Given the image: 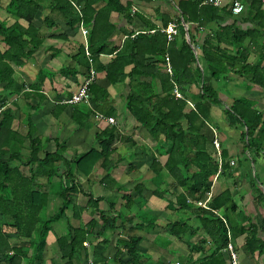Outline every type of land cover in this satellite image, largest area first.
Segmentation results:
<instances>
[{
	"label": "trees",
	"instance_id": "trees-1",
	"mask_svg": "<svg viewBox=\"0 0 264 264\" xmlns=\"http://www.w3.org/2000/svg\"><path fill=\"white\" fill-rule=\"evenodd\" d=\"M202 1L180 0L176 3L179 13L175 21L178 35L171 43H167L163 32L167 21L164 22L162 31L156 30L152 34L139 33L133 39H126L120 47L108 49L106 39L112 33V25L107 20L104 31H109L104 41L90 40L88 51L80 45L73 58L76 64L83 65L87 71L92 69L95 74L103 72L110 86L127 79L125 115L154 142L161 139L164 143L156 154L148 153L151 159L149 170L155 177H168L170 182L164 188L154 190L152 195L165 200L167 207L172 211L189 214V218L178 219L163 227L188 249V254L180 260V264H228L224 250L229 243L234 245L236 239L241 236H244L241 249L243 255L252 264H264V217L261 228L252 224L245 226L232 220L236 205L229 188H224L217 195L210 197L205 208L197 206L198 202L206 201L212 193L214 176L230 169L225 151L210 150L211 147L214 148V138L210 135L207 123L211 119V109L220 103V99L218 90L208 85L206 80L212 78L216 82H224L230 79L229 75H233L245 79L249 89L264 91V36L256 29L242 30L234 24H226L225 21L231 20L232 16L228 5L215 8L201 5ZM109 4L113 2L109 1ZM53 7L58 8L67 22L66 25L71 29L80 23L92 22V33H96L98 21L102 18L106 20L109 16V9L105 8L94 13L88 21L85 10H75L69 0H53ZM38 8L34 0H10L7 12L17 20H22L25 26L18 22L5 26L0 22V42L3 45L2 49L0 47V87L5 95L0 102L3 104L6 97L18 95L23 88V84H18L14 79V68L23 66L42 45V35L33 25ZM247 10V14L252 17L249 21L264 19L261 0H250ZM121 12L123 9L118 10V13ZM184 24L188 26L187 29ZM198 35L203 36L201 43L196 41ZM194 49L199 50V55ZM107 53L113 57L105 64L100 63L99 55ZM252 54H256L257 59L250 62ZM166 59L170 71L167 69ZM129 66L131 68L125 71ZM75 74L73 70L72 76ZM44 78L42 74L41 79L30 85V89L35 92L34 96L38 94L36 92L41 88ZM175 88L181 95L180 99L174 98ZM88 95L93 104L102 103L108 98L107 90L94 82L88 87ZM37 96L44 99L42 95ZM189 102L192 103L191 108L188 107ZM74 110L75 114H81L83 121L90 114L89 111L84 114L78 109ZM224 112L234 119L236 125L245 128L242 131L243 153L249 151L264 154V114L255 104L243 98H234L228 110ZM10 113L9 109L4 111L0 130L12 122ZM115 116L113 113L112 117ZM116 121L119 122L118 118ZM27 126L34 128L30 121ZM116 132L114 126L100 131L95 137V147L69 160L65 146L55 139H50V142L55 144V151L44 152L41 156L42 142L38 137L29 138L28 157L20 160L21 165L29 167V175H24L16 167H9L8 162L19 158L18 155L8 156L7 161L2 160L7 151L3 150L0 139V218H7L12 222L10 227L13 236L22 241L20 246H12L11 234L5 232L0 225V264H21L22 259L27 257L23 251L24 247L32 251L33 264L39 263L43 260L48 246L47 237L50 232L57 234L55 244L62 264H87L89 253L83 245L96 227L103 230L106 224L113 231L122 226L125 239H117L112 254L104 247L108 242L106 238L92 246L91 264L146 263L140 250L143 237L139 233L152 230L154 218L138 226L132 223L133 217H128L117 226L122 214L110 217L109 212L99 211L98 204L101 199L89 195L87 206L95 205L97 219L93 217L84 227L68 224L66 230L60 232L57 231L59 226L56 228L55 225L64 218L69 208L76 219L84 211V207L78 206L74 200L78 191L71 172L72 163L75 172L85 177L89 176L95 167H100L104 170L101 183L107 188L116 185L112 177L115 167H110V164L114 166L113 157L116 156ZM29 134L32 133L29 131ZM162 156L166 157L164 163L159 161ZM58 165H62L65 170L60 169ZM61 176H70L72 184L70 187H59L56 196L60 203L56 207V213L42 217V212L50 207L49 193L42 190V186L35 181L38 177L51 180ZM143 189L142 184H137L133 189L134 194H131L122 186L116 188L122 194L123 213L129 212L136 204L135 199L142 196ZM171 192L174 197L169 200L167 196ZM260 197H263L264 205V195ZM113 209L114 203L110 205V210ZM220 211H223L224 217L219 215ZM190 220L195 223L190 224ZM125 223L131 226L125 229ZM196 235L200 238L185 240L186 236L194 238ZM206 245L210 247L206 249Z\"/></svg>",
	"mask_w": 264,
	"mask_h": 264
},
{
	"label": "crops",
	"instance_id": "crops-1",
	"mask_svg": "<svg viewBox=\"0 0 264 264\" xmlns=\"http://www.w3.org/2000/svg\"><path fill=\"white\" fill-rule=\"evenodd\" d=\"M9 1L0 0V22L5 26H11L16 22L25 26L22 20H17L7 12ZM34 1L39 8L33 19V25L42 35V45L34 51L32 57L26 60L23 66L14 68V79L18 84H23V88L18 95L6 97L4 103L6 109L11 111L10 114H12L13 120L9 126L0 130L3 150L7 151L2 160L7 161L8 156L18 155L19 158L8 162L9 167H16L24 175H29V167L20 163V160H25L28 157L29 138L38 137L40 139L42 142L40 145L41 156L44 152L55 151L54 142H50V139L52 141L55 139L59 144L65 146V153L68 155L69 160L95 147L96 134L107 127L114 126L117 129V139L114 144L116 156L113 157L114 166L110 164V167H115L113 168L112 177L116 181V185L107 188L101 183L104 170L100 167H95L93 172L85 177L75 172L72 163L71 172L78 191L74 200L78 206L84 207V211L76 219L73 218V211L69 208L63 219H66V223L71 224L73 227H84L93 217L97 219L96 211H94L95 205L87 206L88 196L91 195L93 198L101 199L98 204L99 211L109 212L110 217H114L118 213L122 214V219L117 221V226L125 222L128 217L134 218L133 224L144 225L148 222L145 218L146 214L151 213L155 219L154 227L150 231H143L145 232L144 236L151 235L152 240H149V237L142 236L144 243L142 241L141 244H145L147 241H151L149 242L151 244L163 239L167 249H180L175 246L180 241L169 235L163 227L167 223L177 221L179 218H189V214L183 211H172L167 207L165 200L152 195L154 190L164 188L170 182L168 177H155L149 170L151 159L148 153L156 154L160 151L158 148L162 147L164 143L161 139L154 142L148 134L137 128L134 121L125 115L124 98L128 93V80L110 86L104 73L96 72L94 83L108 92V98L104 102L93 104L89 101L88 104L77 105L63 103L76 93L80 84L87 77L86 73L89 72V69L87 71L83 65L76 64L73 57L77 54L80 45H83L84 50L88 51L90 40L104 41L109 31V29L107 32L104 31L107 27V20L112 25V33L106 39L109 45L108 49L117 48L126 39H133L139 33L152 34L156 30L162 31L164 22L168 21L166 27L174 23L179 16L176 3L180 0H69L75 10H85L86 20L88 21L99 10L109 9L107 11L108 18L106 20L102 18L98 21L96 33H92V22L80 23L75 28H69L58 8L54 9L53 0ZM109 1H112L113 4L108 5ZM249 4L250 0H244V12L240 15L232 14L231 20H227L225 23L234 24L242 30L256 29L264 36V19L249 21L252 18L247 14ZM119 9H123V12L118 13ZM83 30L87 31L86 35L82 34ZM196 37V41L201 43L203 36L198 35ZM0 47L1 49L3 47L1 42ZM195 52L199 55V50H195ZM112 57L113 55L107 53L99 55L98 58L100 63L105 64ZM256 59L257 55L252 54L249 61H255ZM200 66H202L201 63ZM130 68L131 66L125 68V71ZM73 70L76 72L74 76H72ZM42 74L45 78L41 88L36 93L42 95L44 99L37 95L34 96L35 92L30 89V85L41 79ZM229 77L230 79L224 82H216L212 78L206 80V83L214 89L223 91V94H218L220 103L211 109V119L208 121L207 126L210 135L219 143L220 152L225 151L226 161L229 163L230 169L225 173H218L214 176L212 193L204 202L207 203L210 197L217 195L224 188H229L236 205V213L232 215V220L245 226L252 224L261 228L264 217L263 197H260V195H264V154H255L249 151L243 153L244 146L242 143L244 139L242 131L245 128L236 125L234 119L226 115L224 111L228 110L232 99L243 98L254 103L256 108L264 114V91H259L257 88L249 89L245 79L233 75H229ZM4 96L0 87V99ZM191 106L192 103L189 102L188 107L191 108ZM74 109H78L84 114L89 111L90 114L83 121L81 114H75L76 110ZM113 113L116 114L115 118L112 117ZM117 118L119 122L116 121ZM108 119H112L113 123H108ZM28 121L34 126L33 129L27 126ZM79 124H82V126ZM29 131L32 134H29ZM214 149L211 147V152H214ZM165 160L166 157L162 156L159 161L164 163ZM58 166L61 167L60 169L65 170L62 165ZM35 183L41 185L42 190L49 193L50 207H57L60 203V199L56 196L59 187H70L72 179L70 176L54 177L51 180L38 177ZM137 184H142L144 187L142 196L135 199L136 204L132 206L129 212L123 213L122 194L116 188L122 186L128 192L134 194L133 189ZM171 194L172 196H170ZM173 197V192H171L167 199L172 200ZM113 203L114 209L110 210V205ZM219 215L224 217L223 211H220ZM148 216L151 215L148 214ZM173 216L177 219L173 220ZM108 222L110 223V220ZM11 223L7 218H0V225L3 226V230L11 234L10 244L20 246L22 241L13 236ZM189 223H195V221L190 220ZM60 226L57 228L59 232L61 231ZM123 226L128 229L131 225L125 223ZM121 227L115 231L109 229L108 224L103 230H100L99 227L95 228L83 245L89 253L87 264L92 262V246L101 243L105 238L108 241L104 246L105 249L115 250L117 239H125ZM142 229L146 228L142 227ZM56 236L55 232L48 234V246L43 254V260L34 264H62L55 244ZM198 238H200L198 235L194 238L186 236L185 240L193 241ZM243 239L244 236L237 238L234 244L238 252L239 264H252L241 251ZM208 247L210 245H206V249ZM23 251L27 257L22 259L21 264H33L32 251L26 247L23 248ZM187 254L188 252H186ZM107 256L110 257L109 254Z\"/></svg>",
	"mask_w": 264,
	"mask_h": 264
},
{
	"label": "built area",
	"instance_id": "built-area-1",
	"mask_svg": "<svg viewBox=\"0 0 264 264\" xmlns=\"http://www.w3.org/2000/svg\"><path fill=\"white\" fill-rule=\"evenodd\" d=\"M261 2L264 7V0H261ZM201 5H209L215 8H223L228 5L231 11V14L233 15H240L244 12V9H245L244 0H204L202 1ZM184 27L186 29L185 24H184ZM163 32L166 36L167 43L173 42L178 35L176 22L174 21V23H171L170 25H168V27H166L163 30ZM82 34L86 35L87 31L83 30ZM166 64H167L168 71H170V66L168 64L167 59H166ZM95 76H96L95 72L92 69H90L87 74V77L80 84L76 93H74L70 98L63 101V103L66 105L88 104L89 103L88 87L91 83L95 81ZM173 95L175 99L181 98V95L179 94L176 88L173 90ZM5 110H6L5 104L0 102V121H1V118ZM107 122L113 123V120L108 119ZM213 145H214L215 150H219V143L216 140L213 141ZM205 204H206L205 202H198L197 206L205 208ZM224 252L227 255L228 264H239L238 253L234 245L229 243L226 249L224 250Z\"/></svg>",
	"mask_w": 264,
	"mask_h": 264
},
{
	"label": "rangeland",
	"instance_id": "rangeland-1",
	"mask_svg": "<svg viewBox=\"0 0 264 264\" xmlns=\"http://www.w3.org/2000/svg\"><path fill=\"white\" fill-rule=\"evenodd\" d=\"M222 86V84H220ZM223 91H221V89H218V94L221 95ZM57 211L56 206H52V207H48L46 208L43 212H42V217H46V216H51L53 214H55ZM151 215V216H148ZM179 217V215H178ZM223 217V216H222ZM146 221H152L153 217L151 213H147L145 216ZM177 218L173 216V220H176ZM180 219V218H179ZM70 223V221H69ZM56 228L60 226L62 231H65L67 228V223H66V219H62L60 220L58 223L55 224ZM58 231V230H57ZM142 234L143 237H149V240H152V236L151 235H145L144 233H139ZM151 241H147L145 244H141L140 245V250L142 253L143 258L145 259L146 264H180V260L186 256V246L184 244H181L180 242L175 244V246H177V248L180 249H167L165 242L163 241V239H160L159 241H156L154 243H149ZM144 243V241H143ZM149 243V244H148ZM176 243V242H175ZM150 247V248H149ZM147 248V249H146ZM160 249V250H159ZM181 250V251H180ZM113 250H108L109 254H112Z\"/></svg>",
	"mask_w": 264,
	"mask_h": 264
},
{
	"label": "water",
	"instance_id": "water-1",
	"mask_svg": "<svg viewBox=\"0 0 264 264\" xmlns=\"http://www.w3.org/2000/svg\"><path fill=\"white\" fill-rule=\"evenodd\" d=\"M188 26H186V29H187Z\"/></svg>",
	"mask_w": 264,
	"mask_h": 264
}]
</instances>
